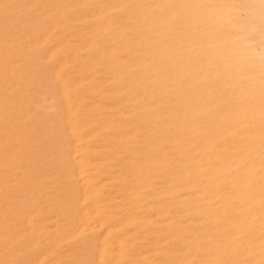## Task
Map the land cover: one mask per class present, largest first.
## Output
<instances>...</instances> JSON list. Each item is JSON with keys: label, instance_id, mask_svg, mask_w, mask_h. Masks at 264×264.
I'll use <instances>...</instances> for the list:
<instances>
[{"label": "rangeland", "instance_id": "374dc122", "mask_svg": "<svg viewBox=\"0 0 264 264\" xmlns=\"http://www.w3.org/2000/svg\"><path fill=\"white\" fill-rule=\"evenodd\" d=\"M0 264H264V0H0Z\"/></svg>", "mask_w": 264, "mask_h": 264}, {"label": "bare ground", "instance_id": "6f19581e", "mask_svg": "<svg viewBox=\"0 0 264 264\" xmlns=\"http://www.w3.org/2000/svg\"><path fill=\"white\" fill-rule=\"evenodd\" d=\"M80 148V147H79ZM77 153V152H76ZM72 156H74V155H72ZM80 157V156H79ZM74 158V157H73ZM136 160V159H135ZM80 174V173H79ZM105 192V191H104ZM174 197V196H173ZM158 202V201H157ZM196 203V202H195ZM210 204V203H209ZM174 206H175V204H174ZM194 206H195V204H194ZM204 206V208H205V204L203 205ZM199 207V209H200V206H198ZM201 208H203V207H201ZM203 208V209H204ZM189 210V209H188ZM187 210V211H188ZM195 210H197V207H196V209ZM201 210V209H200ZM194 211V210H193ZM196 212V211H195ZM194 214V213H193ZM195 215V214H194ZM180 222V221H179ZM85 227V226H84ZM194 228V227H193ZM184 237V236H183ZM189 237V236H188ZM180 243V242H179ZM185 256V255H184ZM194 258H195V256H194Z\"/></svg>", "mask_w": 264, "mask_h": 264}]
</instances>
